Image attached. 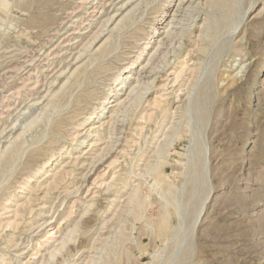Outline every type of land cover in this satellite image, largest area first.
<instances>
[{
	"label": "rangeland",
	"instance_id": "1",
	"mask_svg": "<svg viewBox=\"0 0 264 264\" xmlns=\"http://www.w3.org/2000/svg\"><path fill=\"white\" fill-rule=\"evenodd\" d=\"M126 1L7 0L8 8L0 5V149L6 147L9 139L21 133V124L35 118L40 108L49 99H54L55 93L54 103L62 105L45 114L22 137H27L25 141L28 139L29 144L24 145L26 151L16 171L19 172H15L9 182L15 179L24 181L20 170L30 157L35 161L31 162L34 169L28 173H32L34 180L26 186L21 185L23 187H16L19 185L16 181L8 185H12L10 189L14 191L12 196L8 194L4 197L9 199L10 204L0 205L3 217L0 219V264L8 261L10 264H45L47 261L52 264H108L112 261L110 254L113 256L114 253V256L117 254V263L124 264L127 260L128 264H134L135 260L139 263L144 261L142 264H157L160 261V264H264V0H219L223 3L222 9H212L211 4L215 0H192L194 5L199 3V9L193 12L194 18L185 15L184 11L174 12L180 0H130L129 5L117 11ZM133 7L135 13H130ZM173 13H181L179 23L171 21L172 18L178 19L176 15L172 17ZM114 14L115 20L108 25L102 39L95 42L91 52L98 50L110 32L118 30L116 34L119 35L114 33L115 39L111 37L108 45V49L112 46L117 48L112 50L113 53L109 52L108 58L100 60L103 65L93 61L94 64L88 66L89 71L86 72L93 73L87 76L92 81L89 77L88 80L85 78L86 73L81 78L82 72H79V78L83 79L79 80V86L77 73L75 81L71 73L79 65L83 67L87 64L90 57L89 53L76 57L90 35L102 27L100 25L108 15ZM122 15L128 18L126 26L125 22L122 23L125 27L121 24V31V28L115 29V25ZM34 18L40 23L43 21V25ZM153 24L158 29H154ZM186 24H189V31L185 44L175 55L173 47L178 48L179 37L167 38L163 32L170 26L179 29ZM78 32L84 35L78 37ZM145 32L148 33L145 35ZM206 32L208 35L205 36ZM141 37L147 38L137 40ZM133 60L136 66L132 65ZM144 65L147 66L139 72ZM242 66L243 71L238 73L240 80L236 79L234 83L230 76ZM131 68L139 72L146 83L154 79L153 84L144 99L134 96L131 102L117 111L112 137H109L106 129L116 107L112 101L100 107V100L105 96L115 99L117 84ZM69 77L70 82L66 85L70 87H64V90L68 89L67 95L58 94V90H63L60 86ZM125 81L129 83L133 78ZM57 96L68 100H62L61 104ZM147 99H151L153 104L147 103ZM67 104L68 107L64 106ZM76 105H84L81 106L83 110ZM88 110L94 113L95 121L87 119ZM60 116L64 117L62 120L70 118L62 122ZM103 122L101 127L104 129L95 132L93 125L99 126ZM59 123H63L60 127L65 125V128L58 127ZM45 130L47 134L42 133ZM97 133L100 135H94ZM54 136L57 142L53 140ZM111 141L115 144L113 149L95 164L83 181L81 173H85L87 163L95 154L105 152ZM54 143H58L59 148ZM42 146L44 149L52 147L54 159H57L56 163L53 160L49 162L50 166L43 171H47L45 174L39 172L43 168V163L40 164L47 160L49 152H45L47 149ZM158 148L162 149L160 155L166 157L169 163L166 167L169 180L180 184L176 186L180 187L182 204L190 202L188 210L182 214L181 220L185 221L182 231L175 229L170 243H165L164 248L161 241L153 240L152 226L149 225H153L152 220L161 217L163 208L158 196L152 198L154 202H148L152 200L146 194L153 177L142 175L147 164L151 161L155 163L159 157L154 153ZM77 158L86 160L85 165ZM178 159L182 160L181 164ZM131 161L136 165L135 175L129 172ZM183 162H187L186 168ZM127 177L130 181L125 182ZM53 179L59 180L57 187L53 185ZM182 181L186 184L185 189H181ZM138 187L137 198L144 200L140 208L137 207V198L129 201ZM74 202V212L68 217ZM52 206H55L54 210H50ZM46 216L51 217L49 225H44L46 231L55 233L64 218L68 224L63 227L62 234L55 233L57 240L50 242L48 249L41 250L35 258L32 257L35 251L33 243L45 230L36 228L29 236L23 232L34 221L43 222ZM8 222H11L9 226L6 225ZM75 226L77 230L73 240L68 241L52 261L50 252L70 238ZM146 229L151 233L145 239V242H150V251L141 256L137 247L142 243ZM183 235L184 242L179 246L177 242ZM20 239L25 242L20 248L7 247ZM11 240L14 241L11 243ZM28 245L29 248H26ZM130 247L135 253L128 250ZM17 253L20 255L15 256ZM132 253L137 255L136 259L130 256ZM114 256L112 264L116 262ZM3 258L5 261L1 263ZM121 258L126 260L121 261ZM128 258H132L130 263Z\"/></svg>",
	"mask_w": 264,
	"mask_h": 264
},
{
	"label": "bare ground",
	"instance_id": "2",
	"mask_svg": "<svg viewBox=\"0 0 264 264\" xmlns=\"http://www.w3.org/2000/svg\"><path fill=\"white\" fill-rule=\"evenodd\" d=\"M106 1V0H105ZM130 0H128V1H126V2H124V3H121L122 5H121V7H119L118 9H117V11H119V10H121V9H123V7L126 5V4H128V2H129ZM169 1H171V0H168V2ZM224 1V0H223ZM48 2V1H47ZM108 2V1H107ZM105 3V2H104ZM146 3H148V2H146ZM82 4V3H81ZM199 3H196L195 5H194V1H190V0H180L179 1V3H178V5H177V8L174 10V12L175 13H179V12H182V11H184L185 12V15L186 14H188V16L190 17H192V18H194L195 16H194V14H193V12L194 11H196V10H198L199 8V5H198ZM224 4H226L227 5V2L225 3L224 2ZM0 5L3 7V8H8L9 7V3L7 2V0H0ZM42 5V4H41ZM129 5V4H128ZM162 5V4H161ZM170 5V4H169ZM186 5H187V8L188 9H191V10H189V11H187V8L186 9H184V7H186ZM212 5V9H214V7H221V9H222V6H223V3H222V1H214V3L213 4H211ZM225 5V6H226ZM210 6V5H209ZM11 7V6H10ZM96 7V6H95ZM161 8H162V6H161ZM224 8V7H223ZM133 9H134V7L132 8V10H130V13L133 11ZM138 9V8H137ZM220 9V10H221ZM116 10V9H115ZM136 10V9H135ZM7 11V10H6ZM117 11H115V13L117 14ZM79 12V11H78ZM134 12V11H133ZM143 12V11H142ZM122 13V12H121ZM129 13V14H130ZM135 13V12H134ZM175 13H173V16L172 17H175V15H176V18H178L177 20L176 19H173L172 18V22H174V23H179L178 22V20L179 19H182L181 17V13L180 14H175ZM116 14H114V15H108V17L104 20V22H103V25L101 24L100 26H102L100 29H97L95 32H93L91 35H90V37H89V39H87V41L83 44V46H82V49H80V54L78 55V57H76V58H79V57H81L83 54L85 55V53H89V62L87 63V64H85L83 67L82 66H78L77 67V69H75L76 71H72L73 73H71V75L74 77H72L73 79H74V81H75V77L76 76H74V75H76L75 73H77V76H78V82L77 83H79L81 80H83V79H81V78H83L84 77V75L83 74H85L86 73V76H85V78L87 77V80L90 78L89 76H87V74L89 75H91L92 73H88V72H86V71H89V70H87V68H88V66L91 64V63H93L94 64V62L93 61H99V63L101 62L100 60H102V59H104V58H108V57H106L108 54H109V52L110 51H112L113 49H115V47L116 46H112V47H109V49H108V45L110 44V39H111V37L112 38H114L113 37V34L115 33L116 34V32H118V30L116 31V32H114L113 33V31L112 32H110L111 34H110V36L98 47V50H96V52H94V53H92L91 52V50H92V47H93V45L95 44V42H97L98 40H100V39H102V37H103V34H104V32H105V30L106 29H108L109 27H108V25L111 23V21H113V20H115L114 18H116L115 16H116ZM184 14V13H183ZM72 15V14H71ZM35 16V15H34ZM34 16H32V18L34 17ZM130 16V15H129ZM92 17V16H91ZM131 17V16H130ZM35 18H36V16H35ZM34 18V20L36 21L37 19H35ZM89 18V17H88ZM128 18V16L127 15H122V17L120 18V20L117 22V24L115 25V29H120L121 31L123 30L122 29V26H121V24L122 23H124L125 21H126V19ZM81 19V18H80ZM101 19V18H100ZM133 19V18H132ZM218 19V18H217ZM34 20H32V21H34ZM78 20V19H77ZM188 20V19H187ZM30 21V20H29ZM34 21V22H35ZM38 21V20H37ZM84 21H86V19L84 20ZM83 21V22H84ZM92 21V20H91ZM149 21V20H148ZM151 21H152V19H151ZM219 21V20H218ZM39 23H40V21H38ZM88 22V21H87ZM135 22V21H134ZM233 22V21H232ZM33 23V22H32ZM42 23V24H41ZM41 23H40V25H43V21H41ZM46 23V22H45ZM231 23V22H230ZM83 24V23H82ZM88 24H90V23H88ZM133 24H135V23H133ZM218 24V23H217ZM40 25H38L39 27H40ZM92 25V24H91ZM123 25V24H122ZM125 26H126V22H125V24H124ZM123 25V26H124ZM128 25V24H127ZM228 25V24H227ZM227 25H224V27L226 26L227 27ZM124 26V27H125ZM177 26V25H176ZM175 26V27H176ZM104 27H106V28H104ZM123 27V28H124ZM130 27V26H129ZM138 27V26H137ZM143 27V26H142ZM153 27H154V29H158L154 24H153ZM171 27H174V26H170L166 31H164L163 33L165 34V37H173L174 35H177L178 37H179V39H178V48H175V46L173 47V52H174V54L176 55V54H178L177 53V51H180L181 50V48L183 47V45L185 44L184 43V39L186 38L185 36H186V34H187V32L189 31L188 30V27H189V24L187 25H183V28H179V29H173V28H171ZM216 27H217V25H216ZM215 27V28H216ZM219 27V26H218ZM218 27H217V30H218ZM234 27V26H233ZM87 28H89V27H87ZM209 29H210V27H208ZM114 29V28H113ZM114 29V30H115ZM207 29V28H206ZM112 30V29H111ZM110 30V31H111ZM76 31V30H75ZM78 33H80L79 35H78V37H82L83 35H84V33L83 32H78ZM77 33V34H78ZM109 33V32H108ZM148 32H145V35L147 34ZM207 33V32H206ZM215 33H216V31H215ZM120 34H121V32H120ZM130 34H132V33H130ZM210 34H211V32H210ZM116 35H119V34H116ZM203 35V34H202ZM205 36L206 35H208V33L207 34H204ZM135 36H136V34H135ZM142 36V35H141ZM177 36H175V37H177ZM211 36V35H210ZM214 36V35H213ZM78 37H75V38H78ZM129 37V36H128ZM137 38V37H136ZM145 38H147V37H141V38H138L137 40H141V39H145ZM205 38V37H204ZM71 39V38H70ZM115 39V38H114ZM170 40V39H169ZM168 40V41H169ZM69 41V40H68ZM116 41L117 40H115V42L114 43H116ZM162 41V40H161ZM174 41V40H173ZM187 41V40H186ZM213 41H214V39H213ZM135 42H136V40H135ZM141 41H139V43H140ZM177 42V41H176ZM112 44H113V42H112ZM119 44V43H118ZM135 44H137V43H135ZM142 44H144V43H142ZM116 45H117V43H116ZM138 45H140V44H138ZM159 45V44H158ZM118 46V45H117ZM137 46V45H136ZM172 46V45H171ZM94 48V47H93ZM117 48V47H116ZM170 48V47H169ZM172 48V47H171ZM200 49V48H199ZM167 50V49H166ZM114 51V50H113ZM113 51L112 52H110V54L111 53H113ZM164 51V50H163ZM162 51V52H163ZM169 51V50H168ZM91 52V53H90ZM125 53V52H124ZM129 53V52H128ZM164 53V52H163ZM232 53V52H231ZM156 54H157V52H156ZM58 55H60V54H58ZM162 55V54H161ZM174 55V56H175ZM61 56V55H60ZM60 56H58V57H60ZM156 56V55H155ZM57 57V56H56ZM153 57V56H152ZM151 59V58H150ZM149 59V60H150ZM153 59V58H152ZM56 60V59H55ZM118 60V59H117ZM134 61V60H133ZM151 61V60H150ZM136 61H134V62H132V65H135L136 66V63H135ZM151 62H153V61H151ZM99 63L97 62V64L99 65ZM103 63V62H102ZM102 63H100V65L102 64ZM106 63H108V62H106ZM105 63V64H106ZM149 63V62H148ZM104 64V63H103ZM102 64V65H103ZM165 65H166V62H165ZM167 65H168V63H167ZM105 66V65H104ZM110 66V65H109ZM145 66H147V65H144V66H142L141 68H139V72L145 67ZM246 66V65H245ZM82 67V68H81ZM97 67V66H96ZM99 68H100V66H98ZM138 67V66H137ZM248 67V66H247ZM99 68H98V70H99ZM107 68V67H106ZM103 69H105V68H103ZM243 69H244V66H242L241 67V69L239 70V71H237L235 74H233V75H229L230 77H231V80L235 83V80L237 79H239L240 77L238 76L239 74L238 73H240V72H242L243 71ZM247 69V68H246ZM19 70V69H18ZM98 70H97V72H98ZM152 71V70H151ZM62 72V71H61ZM70 72V71H69ZM79 72H82V77L81 76H79L78 74H79ZM96 72V71H95ZM139 72L138 73H136V71H134V69L133 68H131L130 69V71L129 72H127V74L126 75H123V77H121V79H120V82L117 84V86H116V88H115V91H117L116 92V94H114L115 96V99L114 100H111V99H109L108 98V96H105V97H103L102 98V100H100L101 102H100V107L102 106L101 104H103V103H110L111 101L113 102L112 103V105L114 106V107H116V108H114V110H112V114H111V118H110V121H108L110 124V126L106 129V131H108L109 133H110V136L109 137H112L111 136V134H112V127L115 125L113 122H114V120H115V118H116V115H117V111H119V109L121 108V107H123L124 105H126L127 103H129V102H131V100L134 98V96H140V98H141V100L142 99H144L145 98V93H147L148 91H149V89H150V87H152V84H153V80L152 81H148V83H146V82H144V78H142L140 75H139ZM160 72V71H159ZM114 74V73H113ZM116 74V73H115ZM81 75V74H80ZM70 76V75H69ZM79 77H81V78H79ZM89 77V78H88ZM92 77V76H91ZM94 77H95V75H94ZM239 77V78H238ZM128 78H133V81H129V83L127 82L126 83V79H128ZM59 79V78H58ZM81 79V80H80ZM91 79V81H92V78H90ZM70 80V77L68 78V80L66 81V82H64V84L62 85V86H60L61 87V89H63L64 90V87H65V85H66V83L68 82ZM80 80V81H79ZM85 80L86 79H84V81L83 82H85ZM240 80V79H239ZM13 81V80H12ZM72 81V80H71ZM70 82V81H69ZM68 82V83H69ZM82 82V83H83ZM87 82H90V81H87ZM228 82V81H227ZM72 83V82H71ZM237 83V82H236ZM36 84V83H35ZM74 84H75V82H74ZM74 84H72V85H74ZM84 84V83H83ZM71 85V84H70ZM81 85V83H79V86ZM144 85V86H143ZM66 86H69V84H67ZM75 86H77V85H75ZM75 86H73V87H75ZM78 86V87H79ZM111 86V85H110ZM19 87V86H18ZM70 87V86H69ZM77 87V88H78ZM154 87V86H153ZM12 88V87H11ZM68 88V87H67ZM19 89V88H18ZM42 89V88H41ZM60 89V90H61ZM72 89V88H71ZM14 90H15V88H14ZM61 90V91H59L58 90V94L61 92L63 95H64V93H66V95H67V91L66 90H68V89H66V90ZM142 90H144V91H142ZM33 91V90H32ZM63 91V92H62ZM18 92V91H17ZM29 92H31V91H29ZM48 92H49V90H48ZM47 92V93H48ZM111 92V91H110ZM32 93V92H31ZM71 94V93H70ZM9 95V94H8ZM14 95V94H13ZM57 95V93H55L54 94V99H55V96ZM66 95H64V96H66ZM82 95V94H81ZM106 95V94H105ZM116 95H118V96H116ZM15 96V95H14ZM52 96V95H51ZM10 97V96H9ZM45 97V96H44ZM60 96H57L56 98L57 99H61V98H59ZM70 97V96H69ZM68 97V98H69ZM71 97H72V94H71ZM48 98V97H47ZM111 98V97H110ZM188 98V97H187ZM10 99V98H9ZM54 99L52 98V99H49L48 101H47V103L46 104H44L43 105V107L42 108H40L41 109V111H40V113L38 114V115H36V117L35 118H33L32 120H30V122L28 123H24L23 122V124H21V126H22V128H20V127H18V128H20L19 130L21 131V133H19V134H17V136H14V138H11V139H9V143H7L6 144V147H4V148H1L0 149V205H8V204H10V202L8 201L9 199L8 198H4V197H6V196H8V194H11L13 191L10 189V188H13V186L11 185V186H8V185H10L11 183L13 184V182L14 181H16V182H18L19 183V185L18 186H16V187H23V186H21V185H25V184H27L28 182H31L32 181V179H33V176L31 175L32 173H28V171L29 170H31V169H34V168H31V167H33L32 166V161H35V160H33V158H31L29 155V161H27L26 162V164H24L25 166L20 170L21 171V174H23V177H25V179H24V181L22 182V181H18V179L16 180H13V182H9L10 181V178L13 176V175H15V172L17 171V169L19 168V160L21 161V159L24 157L23 156V154H24V145H25V143H28V139L25 141V139L27 138H22V137H24V135L26 134V132L29 130V129H32V127L37 123V122H39V121H41L43 118H44V116H45V114H49L50 112H53V110H57L58 108H59V106H61L62 107V105H59L60 103H54ZM64 99H66V97L64 98ZM64 99H61V100H58V101H60L61 102V104H62V100H64ZM71 99V98H70ZM80 99V98H79ZM82 99V98H81ZM109 99V100H108ZM1 100V99H0ZM56 100V99H55ZM66 100H68V99H66ZM84 101H85V99H83ZM148 100V99H147ZM71 101H73V99H71ZM79 101V100H78ZM82 101V100H81ZM159 101V100H158ZM166 101V100H165ZM38 102V101H37ZM37 102H36V104H37ZM56 102V101H55ZM76 102V101H75ZM147 102V101H146ZM70 102H68V104H69ZM73 103V102H72ZM83 103V102H82ZM82 103H80V104H82ZM147 103H149L150 105L151 104H153V102H152V100L151 99H149L148 100V102ZM5 104V103H4ZM8 104V103H7ZM68 104L67 105H64V106H67L68 107ZM75 104V103H74ZM156 104V103H155ZM70 105V104H69ZM1 106V105H0ZM71 106H73V105H71ZM75 106V105H74ZM77 106V105H76ZM80 106V105H79ZM79 106H77V107H79ZM82 107L84 106V105H81ZM80 106V107H81ZM5 107H7V106H5ZM79 108V109H81V110H83V108ZM66 108V107H65ZM74 108V107H73ZM85 108V107H84ZM60 110V109H59ZM63 110H64V108H63ZM62 110V111H63ZM95 110V109H94ZM8 112V111H7ZM58 112V111H57ZM76 112V111H75ZM90 111L88 110V113H89ZM52 114V113H51ZM54 114V113H53ZM56 114V113H55ZM71 114V113H70ZM86 114V113H85ZM21 115V114H20ZM59 115V114H58ZM81 115V114H80ZM79 115V116H80ZM93 115H94V113L93 112H90L88 115H87V119H93V121H95L96 120V117H93ZM7 117H9L8 115H6ZM5 116V117H6ZM26 116V115H25ZM70 116V115H69ZM100 116V115H99ZM110 116V115H109ZM71 117V116H70ZM70 117H66L65 119L67 120L68 118H70ZM74 117V116H73ZM143 117H145V116H143ZM4 118V117H3ZM10 118V117H9ZM25 118V117H24ZM53 118V117H52ZM59 118H61V116L59 117ZM83 118V117H82ZM147 118V117H146ZM51 119V118H50ZM49 119V120H50ZM56 119H58V118H56ZM62 119H64V117H62L61 118V121L63 122V121H66V120H62ZM74 119V118H73ZM91 119V120H92ZM5 120H7L6 118H5ZM9 120V119H8ZM45 120V119H44ZM46 120H47V117H46ZM53 120V119H52ZM51 120V123L52 124H54V120L52 121ZM18 122H19V120H17ZM57 121V120H56ZM100 121V120H99ZM14 122H16V120L14 121ZM50 122V121H49ZM97 122H98V120H97ZM6 123H8V122H6ZM19 123H21V122H19ZM47 123V122H46ZM104 123L105 122H103V123H101V125H99V126H94L93 125V128L95 129V132H97V131H99L100 129H104V128H102L101 126H104ZM3 124V123H2ZM38 124V123H37ZM36 124V125H37ZM48 124V123H47ZM47 124L45 125V126H47ZM51 124V125H52ZM63 124V123H62ZM61 123H59L58 124V127H60L61 125H62ZM67 124V123H66ZM71 125V124H70ZM5 126H6V124H5ZM5 126H4V128H5ZM11 125H9V127H10ZM13 126V125H12ZM15 126V125H14ZM68 126V125H67ZM107 127V126H106ZM174 127V126H173ZM13 129L15 128V127H12ZM18 128H16V129H18ZM34 128V127H33ZM51 128V127H50ZM52 128H54V127H52ZM51 128V129H52ZM60 128H65V125H64V127L62 126V127H60ZM6 130V129H5ZM15 130V129H14ZM18 130V131H19ZM52 130H55V129H52ZM59 130V129H58ZM11 131V130H10ZM32 131V130H31ZM64 131V130H63ZM65 131H67V130H65ZM52 132H54V131H52ZM56 132H59V131H55V133ZM16 133V132H15ZM28 133V132H27ZM42 133H46L47 134V130H45V132H42ZM41 133V136L43 135ZM60 133V132H59ZM66 133V132H65ZM68 133V132H67ZM1 134V133H0ZM49 134H50V132H49ZM48 134V136H50ZM53 134V133H52ZM61 134V133H60ZM63 134V133H62ZM61 134V135H62ZM176 134V133H175ZM11 135H13V134H11ZM36 135H38V134H36ZM39 135H40V133H39ZM45 135V134H44ZM55 135V134H54ZM57 135V134H56ZM55 135V136H56ZM94 135H97V136H99L100 134H94ZM41 136H40V138H41ZM55 136H54V139L53 140H55L56 138H55ZM115 136V135H114ZM176 136V135H175ZM177 136L178 137H180V134L178 135L177 134ZM181 136H182V133H181ZM44 137V136H43ZM52 137V136H51ZM58 137V136H57ZM62 137V136H61ZM7 138V137H6ZM34 138H36V137H34ZM39 138V137H38ZM39 138V139H40ZM46 138H48V137H46ZM145 138V137H144ZM176 138V137H175ZM21 139H23V141H21ZM49 139H51V138H49ZM111 140H112V138H110ZM116 139V138H115ZM114 139V140H115ZM171 139V138H170ZM177 139V138H176ZM42 141H43V139H41ZM179 140V139H178ZM41 141V142H42ZM48 141V140H47ZM109 141V140H108ZM32 142L34 143V144H36V141H34V140H32ZM31 142V144H33ZM55 142H57V139L55 140ZM115 142V141H114ZM147 142V141H146ZM197 142V141H196ZM195 142V143H196ZM45 143V142H44ZM116 143V142H115ZM174 143V142H173ZM29 144V143H28ZM33 144V145H34ZM47 144V143H46ZM54 144H58V143H54ZM146 144V143H145ZM164 144H166V143H164ZM168 144V143H167ZM1 145V144H0ZM51 145V144H50ZM96 145V144H95ZM173 145V144H172ZM196 145V144H195ZM31 146V145H30ZM38 146V145H37ZM48 146V145H47ZM46 146V147H47ZM52 146V145H51ZM55 146H57L58 148H59V144L58 145H55ZM55 146H53V148L55 147ZM108 146V149H107V147H106V150H105V152L103 151V153H101V154H95L94 155V157L89 161V163H87V165L85 166V173H81V178L83 179V181L87 178V176H88V174H89V172H91V170H92V168L95 166V164L98 162V161H100V160H102L108 153H110V151L113 149V147L115 146V144L113 143V141H111V144L109 143V145H107ZM163 146V145H162ZM161 146V147H162ZM45 147V149H47ZM49 147V146H48ZM26 148V147H25ZM30 148V147H29ZM42 148H43V146H42ZM41 148V149H42ZM58 148H56V149H58ZM61 148V147H60ZM141 148H142V146H141ZM141 148H139V150L141 149ZM33 149H35V148H33ZM40 149V148H39ZM44 149V148H43ZM44 149V150H45ZM55 149V148H54ZM160 149L161 148H158L157 149V151H155L154 153H155V155H158L159 157L158 158H156V162L155 163H153L152 161V163L150 162L149 164H147V169L145 170V172L142 174V175H148V177H153V182L150 184L151 185V187H150V189H149V192H148V194H146V197L148 198V199H152V198H154V196H158V201L161 203V207L163 208V211H162V214H161V217L158 219V220H152V222H153V225L152 224H149L150 226H152V230H151V233H152V235H153V240L156 242V240L157 241H161L162 242V245H163V248H164V246L166 245L165 243H167V242H169L170 243V238H172V236H173V234H175V229H177L178 231L177 232H181L182 231V228H183V226H184V220H181V219H183V211H187L188 210V207H189V201H187L185 204L186 205H184V204H182V193H181V191H179V188L180 187H178V186H176V185H180L179 183L177 184V183H175V182H173V181H171V180H169L170 179V174L169 173H167L166 172V167H167V164H169L168 162H167V160H166V157H164V156H162V155H160V153H161V151H160ZM30 150V149H29ZM35 150H38V148L37 149H35ZM61 150V149H60ZM162 150V149H161ZM178 150V149H177ZM26 151V150H25ZM33 151V150H32ZM49 152L47 155V160H43L42 162H41V164L40 165H42V163H43V168H41V170H39V172L40 173H43V174H45L46 172H43L44 171V169L45 168H47L48 166H50V164H49V162L51 161V160H53L55 163H56V161L55 160H57V159H54V156H55V154H54V150L52 149V147H50L49 149H47L45 152ZM102 151V150H101ZM30 152V151H29ZM34 152V151H33ZM36 152H38V151H36ZM89 152V151H88ZM26 153V152H25ZM32 153V152H31ZM144 153V152H143ZM197 153H198V150H197ZM38 154V153H37ZM31 155V154H30ZM35 155V154H34ZM34 155H32V157H34ZM89 155V154H88ZM183 155V154H182ZM23 156V157H22ZM185 156V155H184ZM152 159V158H151ZM193 159V158H192ZM80 159L79 158H77V161H79ZM177 160V159H176ZM179 160V159H178ZM39 161H41V160H39ZM53 161H52V163H53ZM81 162H82V164L83 165H85L84 163H85V161L86 160H80ZM155 161V160H154ZM181 159L179 160V163L181 164ZM194 161V160H193ZM37 162V161H36ZM81 162H79V163H81ZM178 162V161H177ZM189 162V161H188ZM195 162H196V160H195ZM22 163V162H21ZM24 163V162H23ZM22 163V164H23ZM114 163V162H113ZM184 163V162H183ZM172 164V163H171ZM186 164H187V162L186 163H184V167L186 166ZM173 165V164H172ZM183 165V164H182ZM135 162H133V161H131V164H130V169H129V172H130V174H133V175H135L136 174V169H135ZM183 167V166H182ZM184 167L182 168V169H184ZM186 168V167H185ZM145 169V168H144ZM35 171V170H34ZM37 171V170H36ZM70 171V170H69ZM75 171V170H74ZM144 171V170H143ZM18 172H19V170H18ZM18 172H16V173H18ZM174 172V171H173ZM173 172H172V174H173ZM25 173V174H24ZM27 173V174H26ZM61 173V172H60ZM70 173V172H69ZM72 173V172H71ZM185 173V172H184ZM39 174V173H38ZM17 175V174H16ZM175 175V174H174ZM197 176V175H196ZM15 177V176H14ZM16 178V177H15ZM55 178V177H54ZM13 179V178H12ZM148 179V178H147ZM34 180V179H33ZM54 180V179H53ZM185 180V179H184ZM59 180H54L53 181V185L55 184L56 185V187H57V184H56V182H58ZM82 181V180H81ZM83 181L81 182V184L80 185H82V183H83ZM125 182H128V181H130V178H125V180H124ZM152 181V180H151ZM15 183V182H14ZM23 183V184H22ZM186 183V182H185ZM114 184H115V182H114ZM181 185H183L182 187H181V189H185L184 188V185H186V184H184V181H182L181 182ZM26 186V185H25ZM15 187V186H14ZM16 187L14 188V189H16ZM77 188V187H76ZM80 188V187H79ZM9 189V190H8ZM6 190H8V191H6ZM77 190H78V188H77ZM76 190V191H77ZM80 190V189H79ZM73 191V190H72ZM140 192V190H139V187L138 188H136V190L134 191V193L130 196V199H129V201H132V200H134V199H136L137 197H138V193ZM14 194V193H13ZM11 196H12V194H11ZM56 197H59V196H56ZM143 199V198H142ZM2 200H3V203H1L2 202ZM137 200H138V203H137V207H141L142 205H143V202H144V200H139L138 198H137ZM190 200V199H189ZM146 201V200H145ZM149 203H152V202H154L153 201V199L152 200H149L148 201ZM74 204H75V202L73 203V205H72V208H71V210H70V212H69V214L67 215L68 217L69 216H71L72 214H73V212H74V210H73V208H74ZM136 204V203H135ZM32 206V205H31ZM139 207V208H140ZM7 208V206L5 207V208H3L4 210ZM42 208H45L46 209V207L45 206H42ZM54 208H55V206H52L51 208H50V210H54ZM32 209H34V208H32ZM127 209V208H126ZM135 209H137V208H135ZM3 210V211H4ZM139 210V209H138ZM137 210V211H138ZM18 211V210H17ZM129 211V210H128ZM30 212V211H29ZM45 211H43V213H44ZM125 212V211H124ZM17 214L19 213V212H16ZM42 213V212H41ZM43 213H42V215H43ZM128 213V212H127ZM126 213V214H127ZM2 213H1V211H0V219L1 218H3L2 217V215H1ZM20 214V213H19ZM186 214V213H185ZM125 215V214H124ZM131 215V214H130ZM21 216V215H20ZM6 217V216H5ZM24 217V216H23ZM43 217V216H42ZM42 217H41V220H42ZM130 217V216H129ZM128 217V218H129ZM121 218H123V217H121ZM26 219V218H25ZM51 219V217H49V216H46V218H45V220L43 221V222H41V223H39V220H36V221H34V223L33 224H35L36 223V225L34 226L32 223L29 225V227L27 228V229H25V231L23 232L24 233V235L25 234H27L28 236L30 235V232H35V230H36V228H41V230L43 231V230H45L46 229V227L44 228V225H46L47 223H48V221ZM65 219V218H64ZM64 219L62 220L61 219V222L63 223L62 224V226H61V223L58 225V230H56V232L58 233V232H60L61 234L63 233V227L66 225V224H68V220L67 221H64ZM130 220V219H129ZM64 221V222H63ZM150 221V220H149ZM11 222H8L6 225L7 226H9V224H10ZM18 223V222H17ZM26 223V222H25ZM121 223V222H120ZM123 223V222H122ZM126 224V223H125ZM134 224V223H133ZM2 224H1V222H0V226H1ZM18 225V224H17ZM16 225V226H17ZM49 224H47V226H48ZM6 226V227H7ZM11 226V225H10ZM12 226H13V224H12ZM3 227V226H2ZM14 228H15V226H13ZM117 227V226H116ZM115 227V228H116ZM129 227V226H128ZM18 228V227H17ZM3 229V228H2ZM119 228H117L116 230H118ZM132 229V228H131ZM24 229H22V231H23ZM55 230V229H54ZM76 230H77V226H75V228L73 229V230H71V235H70V238L68 237V239H66V240H64L63 241V243H62V245H61V247H59V248H57L55 251H52V252H50V255H49V258H51L52 259V261H53V259L56 257V255H57V253H59L60 252V250L61 249H63V247H65V245L67 244V242L68 241H70V240H73V234H75V232H76ZM120 230V229H119ZM142 230H144V229H142ZM148 229H146V231H145V235H144V237L142 238V243H140L139 245H138V247H137V249L139 248V251H140V253H141V256L143 255H146L150 250H149V248H148V246H149V243L148 242H145V239H147L148 237H149V235L151 234H149V231H147ZM115 231V230H114ZM55 232V233H56ZM143 232V231H142ZM177 232H176V234H177ZM55 233L54 232H50V230H45V232L43 233V235L42 236H40L38 239H37V241L36 242H34L33 243V245H35V251L33 250V252H32V257H35V258H37V255L40 253V252H42L41 250H43V249H48V246L50 245V242H52V241H56L57 240V238H56V236H54L55 235ZM111 233V232H110ZM132 233V232H131ZM60 234V235H61ZM122 234V233H121ZM64 235V234H63ZM62 235V236H63ZM113 235H114V232H113ZM65 236H67V235H65ZM177 236V235H176ZM32 237V236H31ZM178 237V236H177ZM63 238V237H62ZM108 238L110 239V236H108ZM112 238V237H111ZM184 238H185V236L183 235L182 236V239H180L178 242H177V244L179 245V246H181L182 244H183V242H184ZM74 239H76V238H74ZM177 239V238H176ZM9 240V239H8ZM28 240V239H27ZM36 240V239H35ZM111 240H113V238L111 239ZM152 240V241H153ZM14 240H11V243L13 242ZM31 241H33V238H31ZM107 241V240H106ZM130 242V241H129ZM155 242H152V243H154L155 244ZM25 242H24V240L22 241V239H20V241H18V242H14V243H12V244H10V245H8L7 247H9V248H11V247H13L14 249H18V248H20L23 244H24ZM115 243V242H114ZM151 243V244H152ZM168 243V244H169ZM109 244V243H108ZM112 244V243H111ZM132 245V244H131ZM135 246H136V244H134ZM107 246V245H106ZM133 246V245H132ZM157 246V245H156ZM156 246H154V247H156ZM122 247V246H121ZM26 248H29V245L28 246H26ZM120 248V247H119ZM126 248V247H125ZM162 248V249H163ZM127 249V248H126ZM176 249H177V247H176ZM12 250V249H11ZM24 250V249H23ZM26 250V249H25ZM128 250H131V247L128 249ZM136 250V249H135ZM156 250H158V249H156ZM155 250V251H156ZM132 251V250H131ZM133 252V251H132ZM157 252V251H156ZM165 252V251H164ZM114 253V252H113ZM133 253H135V252H133ZM129 254L131 257H132V255L134 256V254ZM139 253V254H140ZM70 254H71V252H70ZM76 253H74V255H75ZM153 254V253H152ZM160 254V253H159ZM158 254V255H159ZM20 254H18L17 253V255H15V256H19ZM41 255H42V253H41ZM115 255V253L113 254V256ZM120 255V254H119ZM128 255V254H127ZM126 255V256H127ZM155 255H156V253H155ZM110 256L112 257V261H113V256L110 254ZM151 256V255H150ZM69 257V256H68ZM72 257H73V255H72ZM116 257V258H115ZM119 257V256H118ZM135 257H137V255L136 256H134V257H132V258H134V259H136ZM156 257V256H155ZM120 258V257H119ZM131 258V259H132ZM139 258V257H138ZM137 258V259H138ZM39 259V258H38ZM75 259V258H74ZM109 259V258H108ZM114 259H115V263L114 264H124V263H117V254H116V256H114ZM123 259H125L126 260V258H123ZM122 258L120 259L121 261L123 260ZM129 259V263L131 262V259L130 258H128ZM149 259V258H148ZM153 259V258H152ZM159 259H161V260H163L162 259V257H159ZM62 260H65V259H62ZM155 260H158V259H155ZM4 261H5V259L3 258L2 259V261H1V263H4ZM112 261L110 260V261H108V264H112ZM124 261V260H123ZM142 261V260H141ZM169 261V260H168ZM60 262V261H59ZM65 262V261H64ZM96 262V261H95ZM142 262H144V261H142ZM142 262L141 263H139V262H137V260H135V262H133L134 264L135 263H139V264H142ZM146 262V261H145ZM158 262H159V260H158ZM11 262H6V263H4V264H10ZM14 263V262H13ZM34 263V262H33ZM36 263V262H35ZM154 263V262H153ZM161 263V261L159 262V263H157V264H160ZM45 264H52V262H50V261H47V263H45ZM64 264H66V263H64ZM106 264V263H105ZM126 264H128V260H127V262H126Z\"/></svg>",
	"mask_w": 264,
	"mask_h": 264
}]
</instances>
